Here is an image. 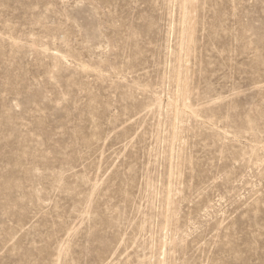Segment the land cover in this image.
Masks as SVG:
<instances>
[{
    "label": "rangeland",
    "instance_id": "rangeland-1",
    "mask_svg": "<svg viewBox=\"0 0 264 264\" xmlns=\"http://www.w3.org/2000/svg\"><path fill=\"white\" fill-rule=\"evenodd\" d=\"M0 264H264V0H0Z\"/></svg>",
    "mask_w": 264,
    "mask_h": 264
},
{
    "label": "bare ground",
    "instance_id": "bare-ground-1",
    "mask_svg": "<svg viewBox=\"0 0 264 264\" xmlns=\"http://www.w3.org/2000/svg\"><path fill=\"white\" fill-rule=\"evenodd\" d=\"M190 4H191V3H190ZM190 4H189V5H190ZM189 5H188V6H186V7H189ZM187 10H188V9H187ZM187 10H185V13H188V12H190L189 10H188V12H186ZM190 14H191V12H190ZM186 15H187V14H186ZM188 15H189V14H188ZM188 15H187V16H188ZM190 17H191V16H190ZM190 17H189V18H187V17H186V18H187V20H188V19H190ZM189 21H190V20H189Z\"/></svg>",
    "mask_w": 264,
    "mask_h": 264
}]
</instances>
